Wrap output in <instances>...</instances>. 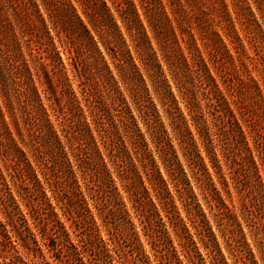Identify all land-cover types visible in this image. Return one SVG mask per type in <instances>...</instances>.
<instances>
[{"label": "rangeland", "instance_id": "obj_1", "mask_svg": "<svg viewBox=\"0 0 264 264\" xmlns=\"http://www.w3.org/2000/svg\"><path fill=\"white\" fill-rule=\"evenodd\" d=\"M65 1L0 0V69L11 79L0 82V264H188L192 247L194 262L214 264L201 240L209 232L220 251L217 263L252 258L264 264V0H179L178 14L166 5V50L175 59L182 53L191 67L185 70L176 59L177 84L146 28L165 79L161 93L136 59L143 83L130 87L117 80L98 42L117 81L102 86L84 68L74 38L61 31L68 23L60 18L70 20L69 13L63 16ZM69 1L98 41L80 1ZM105 1L129 43L114 6ZM215 91L244 140L211 135L209 153L187 103L215 131L206 109ZM169 112L182 119L173 122ZM125 118H132L131 133H141L143 145L128 138ZM150 129L161 132L159 144L151 141ZM186 145L194 147L190 155ZM164 152L172 157L175 180L163 164ZM247 156L254 165L240 168L239 159ZM146 157L165 182L159 198L142 166ZM137 174L148 196L134 202ZM227 214L239 227L227 223ZM98 241L106 249L103 260L90 250Z\"/></svg>", "mask_w": 264, "mask_h": 264}, {"label": "trees", "instance_id": "obj_2", "mask_svg": "<svg viewBox=\"0 0 264 264\" xmlns=\"http://www.w3.org/2000/svg\"><path fill=\"white\" fill-rule=\"evenodd\" d=\"M43 1L45 2L47 0ZM79 1L81 5L80 8L82 15L85 17L88 25L91 28V31L94 32L98 41H94L93 37L90 34V30L86 27L87 24H85L82 20H80L78 16L74 14L73 8L71 7L72 5L69 0L65 1L64 9L66 11L63 16L65 17L69 13L70 20L60 18L62 24L68 23L65 28L62 27L61 31H64L66 35L69 36V38H74L73 42H76V45H78V49H81V54H78V56L85 55V58L82 62L84 68L86 69L88 67L90 71H93L95 75L99 76L101 80L100 83L102 86H107L110 84L114 85L117 81L114 78L112 72L109 70L108 66L105 64L103 56L97 48L96 44H98V42L103 47L105 53L109 56L111 60V65L116 75L118 76L117 80L122 81L123 84H127L130 87H136L137 83L140 82L143 83L139 68L135 63L136 59L139 62V65L145 71L147 77L152 82L151 84L155 85V87L153 86L155 90L160 93L162 92L164 86H166L165 79H160V63L157 59L155 51L151 47V41L146 33V28H148V31L152 34V37L157 44V49L160 51L163 61L166 62V67L169 70V74L173 77L177 84H179L178 74L174 71V65H176L177 63L176 59H178L177 61L180 64H183L182 66L185 68V70H188L189 66L191 67V64L188 63L187 59L185 58V56L182 55V53H180V55L178 56L179 58L175 59L173 54H170V52L166 50L167 44L161 32L163 30L164 24L166 25V23L168 24L169 22V18L165 11L166 5H172L173 9H171V13L178 14L181 11L180 9L182 7L179 0H175L176 3H173L170 0H166V2L162 0H137L139 6L138 8L141 11L143 20L147 23V27H144L143 20L140 18V15L136 9L137 5L133 2V0H109L114 6L113 8L117 14L119 21L122 24V28L124 29L130 44L127 43V39H125L122 33L120 32V27H118L116 21L111 16V13L107 8L108 6L105 0ZM235 1L238 2L239 0ZM219 2L224 4L223 0H219ZM174 5H176V7ZM131 52H133V55ZM56 56L57 54H54V56H52L54 61H59V57ZM204 66L205 65L202 64L203 68ZM22 70L24 72L25 68ZM0 78V82L3 83V85H6L8 83V80H11L6 75H4V70L0 71ZM44 78L46 82L50 80L49 76L46 74H44ZM205 78L206 80H208L209 75L206 74ZM215 92L216 93H214L213 97H207L209 102L206 104L208 114L213 119L212 126L215 127V131H210L209 127L205 125V121L201 118L202 116H200L196 112V106L192 104L193 102L188 101L187 103V107L190 113L193 114L192 120L195 123L197 133L202 139V144L205 147V150L209 153L212 150L210 148L211 135L222 137L221 141H223L224 139L233 140V138H235L236 140L239 139L241 140V142L242 140H244L240 125L238 124V121L234 117L232 111L228 108L227 102L219 92ZM145 108L147 110L148 107ZM99 109L101 112L104 113L107 110L104 106L100 107ZM145 113L147 114V111H145ZM169 114L173 116V122H175L177 119H182L180 118V116H175L173 112H169ZM131 119L132 118H125L123 121H121L122 128L124 129V132H126L128 138L133 140V143L135 145H143V135L138 131H136V133H131L133 125ZM47 125L50 134L51 125L48 123ZM52 134L53 133H51V135ZM180 134L181 136L185 137L186 134H188L187 129L186 131L182 129L180 131ZM160 135L161 132L150 129L149 136L152 139L151 141L155 142L156 145L160 142ZM186 146L187 149L190 150V155L194 151V147H192L191 145ZM123 147L124 145L121 143L120 149L122 150V152ZM162 160L163 164L166 166V170L169 176L174 177L172 178L174 180L178 178V176L175 175L174 170L171 168L172 157L169 156L167 152H164V158ZM236 161L237 158L233 161V163H235ZM142 162V166L144 167V170H146L145 175L147 181L150 182L151 188L153 189V191H155L156 196L159 198V196H161L162 191L165 192V182L163 181L158 169L154 165V162L150 158L146 157L144 158V160H142ZM246 162L250 163L251 165H254L253 159L247 156V159L242 157L241 159H239V167L242 168V165ZM135 178L138 183V187L135 189V193L132 194L134 196L133 201L137 202L140 195L144 194L143 196L145 199L148 195L147 189L144 187L140 176L137 174ZM128 186L133 188V184H130ZM147 204H151V202L148 201ZM186 205L188 207L186 209V213L188 215L187 217L192 216V209L190 208V205ZM242 209L245 213L249 215L250 211L248 210V207L243 205ZM226 216V220L229 225H236L237 227H239L238 223L232 218L230 214H227ZM212 235L213 234L211 232L207 233V235H205L207 237L206 240H204L203 236H201L204 249L210 250V253H206V256H211L212 262L214 264H223L222 261L218 263L217 261H215V255H219L220 251L218 250L215 239L211 237ZM91 244V252L94 254V256H97L98 259L103 260V256L106 253L105 246L99 241L93 242ZM257 244L262 253L261 242L257 241ZM190 245H192V243ZM192 249L194 250V252H196L194 247H192ZM192 249L187 250L188 264H201V259L198 258L199 261L198 263H196L194 262L195 255L188 254L191 253ZM213 252H217V254H213ZM106 256L107 255L105 254V257ZM262 259L264 260V255L262 256ZM175 264H180V262L177 260ZM247 264H255V261L252 258H249V262Z\"/></svg>", "mask_w": 264, "mask_h": 264}]
</instances>
